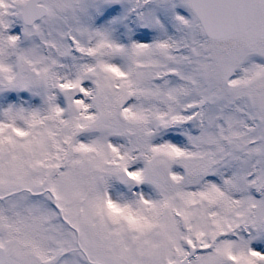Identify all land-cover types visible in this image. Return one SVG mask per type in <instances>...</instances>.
I'll list each match as a JSON object with an SVG mask.
<instances>
[{
  "label": "snow or ice",
  "instance_id": "snow-or-ice-1",
  "mask_svg": "<svg viewBox=\"0 0 264 264\" xmlns=\"http://www.w3.org/2000/svg\"><path fill=\"white\" fill-rule=\"evenodd\" d=\"M0 264H264V0H0Z\"/></svg>",
  "mask_w": 264,
  "mask_h": 264
}]
</instances>
